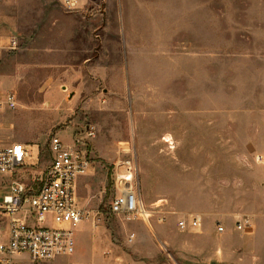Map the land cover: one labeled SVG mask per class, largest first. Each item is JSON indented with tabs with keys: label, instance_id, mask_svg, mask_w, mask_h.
I'll return each mask as SVG.
<instances>
[{
	"label": "rangeland",
	"instance_id": "1",
	"mask_svg": "<svg viewBox=\"0 0 264 264\" xmlns=\"http://www.w3.org/2000/svg\"><path fill=\"white\" fill-rule=\"evenodd\" d=\"M13 34L22 44L0 60V145L23 143L29 156L0 176V196L12 180L39 187L61 131L91 161L78 187L91 220L71 255L41 264H264V0H80L77 11L12 0L0 36ZM61 53L71 68L89 59L83 94L60 87ZM98 67L103 80L89 72ZM128 158L151 224L111 213ZM194 216L201 228L182 232ZM242 219L252 226L239 230ZM8 222L0 214V241Z\"/></svg>",
	"mask_w": 264,
	"mask_h": 264
},
{
	"label": "built area",
	"instance_id": "2",
	"mask_svg": "<svg viewBox=\"0 0 264 264\" xmlns=\"http://www.w3.org/2000/svg\"><path fill=\"white\" fill-rule=\"evenodd\" d=\"M12 0H0V5ZM69 11L80 9V0H59ZM21 38L0 36V60L9 52L20 49ZM2 103L0 102V109ZM4 107L15 110L18 101L15 94L6 97ZM96 136L94 130L87 132V138ZM81 139L65 143L58 135L49 143L51 164L36 177L38 188L12 180L5 193L0 196V214L8 216L7 240L0 241V264H23L24 258L31 263L41 264L61 256L71 255L76 246L75 234L91 212L80 206L78 196L79 179L86 176L91 168L87 149ZM29 156L27 146L21 143L0 145V176H12L26 167ZM256 160L264 165V156ZM138 167L133 159H123L115 168V189L117 191L110 210L111 213L129 221L141 220L151 224L155 211L144 202L137 186ZM163 216V215H162ZM160 216V222L165 218ZM182 232L201 228L202 221L194 216L188 221H180ZM252 226L249 219L238 221L239 230ZM219 234L225 232L220 226ZM134 236L130 237L133 240Z\"/></svg>",
	"mask_w": 264,
	"mask_h": 264
},
{
	"label": "crops",
	"instance_id": "3",
	"mask_svg": "<svg viewBox=\"0 0 264 264\" xmlns=\"http://www.w3.org/2000/svg\"><path fill=\"white\" fill-rule=\"evenodd\" d=\"M73 33V32H72ZM74 33L76 34L77 32H76V29H74ZM53 52L54 51V49L52 48V46H50V47H47V46H45V47H43V48H41V52H39V54L41 55V56H43L44 57V55H47V53L48 52ZM64 54V53H63ZM62 53L60 54V57H61V61H63L61 64L63 65V66H60V67H64L63 68V72H61V74H60V78L58 79V81H59V83L61 84L60 85V87L61 88H66L67 90H66V93L67 92H69V89L70 88H72V87H74V85L75 84H79V86H77L78 87V91H80L81 92V94H83V92H82V90H83V83L85 82L84 80H85V76L88 74L87 72V62L89 61V59H87V60H84V56L82 55V53H80L79 54V59H80V61H81V63L79 64V66H75V68H71V66L70 65H68V62H67V60H66V56H64ZM47 62V61H46ZM79 67V68H78ZM96 68V67H95ZM92 69V70H90L89 72H90V74H92V72L93 71H96V72H98V74L97 75H99V79L100 80H103L102 79V75H105L106 73H102V68L101 67H98L97 69ZM53 81H55V80H53ZM100 82V81H99ZM0 84H2L1 82H0ZM73 92V91H72ZM72 92H71V94H72ZM77 96H78V92L76 93V95L74 96V99L75 98H77ZM71 133H69V132H67V131H61L60 132V137H61V139L65 142V143H72L73 142V139H72V137H71ZM21 144H23V143H21ZM87 176V175H86ZM85 177V176H84ZM83 178V177H82ZM82 178H80L79 179V183H78V187L80 186V183H81V179ZM79 201H80V198H79ZM81 206V205H80ZM82 207V206H81ZM85 208V207H84ZM91 219H90V217L89 218H87V219H85L84 221H90ZM8 229V228H7ZM5 237H7V234L5 235ZM2 241V240H1ZM4 241V240H3Z\"/></svg>",
	"mask_w": 264,
	"mask_h": 264
}]
</instances>
